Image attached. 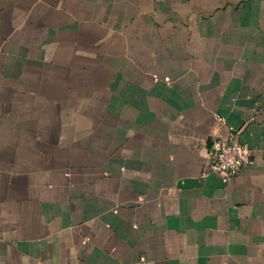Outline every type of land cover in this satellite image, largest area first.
I'll use <instances>...</instances> for the list:
<instances>
[{"label": "crops", "instance_id": "0c3cea01", "mask_svg": "<svg viewBox=\"0 0 264 264\" xmlns=\"http://www.w3.org/2000/svg\"><path fill=\"white\" fill-rule=\"evenodd\" d=\"M0 264H264V0H0Z\"/></svg>", "mask_w": 264, "mask_h": 264}, {"label": "built area", "instance_id": "2783aa9c", "mask_svg": "<svg viewBox=\"0 0 264 264\" xmlns=\"http://www.w3.org/2000/svg\"><path fill=\"white\" fill-rule=\"evenodd\" d=\"M253 151L237 139L232 133L227 140H219L208 155V172L223 178L234 179L241 170L253 161Z\"/></svg>", "mask_w": 264, "mask_h": 264}]
</instances>
